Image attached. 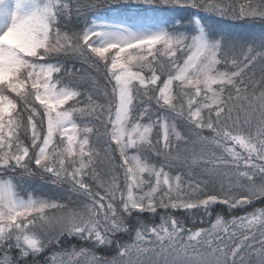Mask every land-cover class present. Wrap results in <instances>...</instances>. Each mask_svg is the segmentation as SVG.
Here are the masks:
<instances>
[{"label":"snow or ice","instance_id":"snow-or-ice-1","mask_svg":"<svg viewBox=\"0 0 264 264\" xmlns=\"http://www.w3.org/2000/svg\"><path fill=\"white\" fill-rule=\"evenodd\" d=\"M0 264H264V0H0Z\"/></svg>","mask_w":264,"mask_h":264},{"label":"trees","instance_id":"trees-1","mask_svg":"<svg viewBox=\"0 0 264 264\" xmlns=\"http://www.w3.org/2000/svg\"><path fill=\"white\" fill-rule=\"evenodd\" d=\"M85 2H87V0H85ZM238 23H242V22H238ZM14 95V94H13Z\"/></svg>","mask_w":264,"mask_h":264},{"label":"rangeland","instance_id":"rangeland-1","mask_svg":"<svg viewBox=\"0 0 264 264\" xmlns=\"http://www.w3.org/2000/svg\"><path fill=\"white\" fill-rule=\"evenodd\" d=\"M240 30H244V29H240Z\"/></svg>","mask_w":264,"mask_h":264}]
</instances>
